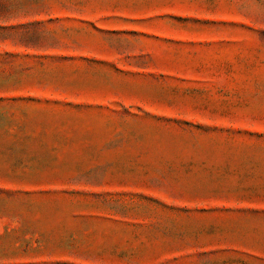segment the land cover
Returning <instances> with one entry per match:
<instances>
[{
  "label": "rangeland",
  "instance_id": "obj_1",
  "mask_svg": "<svg viewBox=\"0 0 264 264\" xmlns=\"http://www.w3.org/2000/svg\"><path fill=\"white\" fill-rule=\"evenodd\" d=\"M0 264H264V0H0Z\"/></svg>",
  "mask_w": 264,
  "mask_h": 264
}]
</instances>
